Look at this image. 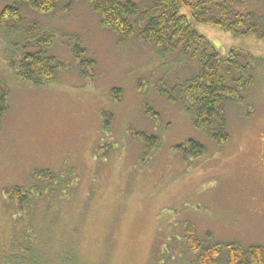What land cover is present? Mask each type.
<instances>
[{"label":"rangeland","instance_id":"obj_1","mask_svg":"<svg viewBox=\"0 0 264 264\" xmlns=\"http://www.w3.org/2000/svg\"><path fill=\"white\" fill-rule=\"evenodd\" d=\"M8 2L0 0V14ZM62 6L48 14L24 9L54 33L49 53L68 68L45 84L11 69L25 34L12 20L0 26V79L9 90L0 128V264H197L187 221L203 239L211 231L214 240L264 244V40L197 26L220 54L244 47L260 58L247 90L253 114L230 103L231 138L217 146L178 93L194 62L134 37L119 41L85 0ZM250 6L264 13V0ZM78 44L96 60L89 77L76 70ZM114 87L123 89L121 101ZM103 112L114 115L110 130ZM145 134L160 138L157 148L147 150L155 143ZM190 138L207 150L185 160L175 145ZM40 169L75 179L65 190L35 189L25 208L6 200L14 185L44 186L34 177Z\"/></svg>","mask_w":264,"mask_h":264},{"label":"trees","instance_id":"obj_2","mask_svg":"<svg viewBox=\"0 0 264 264\" xmlns=\"http://www.w3.org/2000/svg\"><path fill=\"white\" fill-rule=\"evenodd\" d=\"M76 1L9 0L3 8L0 26L12 20L10 22L25 34L26 45L18 47L17 53L12 52L10 59L11 69L21 79L36 85L45 84L68 70L65 62L49 53L54 45V33L46 31L39 21L25 16L24 9L48 14L63 4L64 10L68 11ZM85 1L98 15L99 23L114 32L119 41L134 37L161 51L180 52L186 60L194 62L192 75L186 77L178 93L189 104L193 124L217 146L227 144L231 138L228 118L230 103L240 105L245 116L253 114L254 107L247 90L256 82L260 58L244 47H233L227 54H220L212 41L197 27L199 24H209L237 37L253 35L264 40V13L255 12L250 0ZM73 50L79 60L76 70L79 69L82 76L89 77L95 70L96 60L88 55V50L81 44ZM162 91L167 95L169 93L164 88ZM123 92L122 88L114 87L111 94L121 101ZM171 99L174 97L171 96ZM8 102L9 90L0 79V128ZM103 120L104 129L110 130L114 115L103 112ZM144 137L150 143H155L151 146L147 144L149 151L160 144L161 140L156 135L147 137L145 134ZM175 148L185 160H194L207 150L206 144L197 138L178 143ZM103 155L100 154V157ZM34 177L42 179L45 185L41 187L34 184L30 189L14 185L5 190L6 200L25 208L36 201L35 189L42 195L47 190H55L56 183H59L64 185L65 190L75 179L73 173L60 179L57 173L49 169L36 171ZM185 234L186 246L195 252L197 264H264L262 243L214 240L211 231L203 239L192 221L185 222ZM74 262L78 263L76 260Z\"/></svg>","mask_w":264,"mask_h":264}]
</instances>
